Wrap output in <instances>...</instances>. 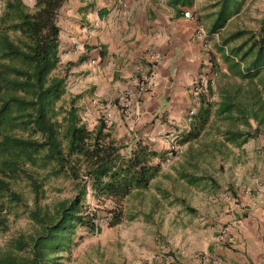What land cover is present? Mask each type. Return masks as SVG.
<instances>
[{"label": "crops", "instance_id": "0c3cea01", "mask_svg": "<svg viewBox=\"0 0 264 264\" xmlns=\"http://www.w3.org/2000/svg\"><path fill=\"white\" fill-rule=\"evenodd\" d=\"M223 1L64 0L57 14L59 62L73 64L66 90L80 95L81 113L89 110L93 124L103 117L118 137L131 135L165 150L162 136L187 128L200 95L218 100L206 86L220 74L222 88L245 83L226 77L223 57L239 40L224 41L237 31H259L236 24L247 0H231L235 7ZM185 11L189 18L182 17ZM220 16L225 19L213 31ZM144 78L148 90L137 95L134 86ZM196 86L201 91L194 94ZM125 90L131 92L129 117L116 102ZM256 100L254 111L264 117V91ZM249 127L258 134L241 146L226 144L223 155L185 157L184 171H160L147 190L134 192L139 210L123 233L131 264H204V254L227 264H264V120H250ZM200 162L218 170L197 171ZM190 177L195 180L189 183ZM166 178L177 183L173 198ZM224 186L234 192L228 201L220 198ZM162 192L166 197L159 198Z\"/></svg>", "mask_w": 264, "mask_h": 264}, {"label": "trees", "instance_id": "16d2710c", "mask_svg": "<svg viewBox=\"0 0 264 264\" xmlns=\"http://www.w3.org/2000/svg\"><path fill=\"white\" fill-rule=\"evenodd\" d=\"M63 2L33 0L28 6L5 0L0 14V233L8 230L9 217L18 208L30 226L0 248V264H59L80 238L77 230L97 233L99 220L108 228L120 224L124 201L148 189L169 153L131 135L118 137L103 117L87 127L80 95L66 90L73 64L59 62L57 14ZM224 19L217 18L212 30ZM236 40L239 45L223 57L226 77L245 83L222 88L220 74L213 87L206 86L207 94L214 91L218 100L198 97L197 112L176 137L185 156H201L191 145L207 136L205 150L212 157L223 155L226 144L239 147L258 134L249 121L264 120L254 111L264 91V36L241 30L224 44ZM58 178L69 181L73 192L48 207L42 204L45 187Z\"/></svg>", "mask_w": 264, "mask_h": 264}, {"label": "rangeland", "instance_id": "374dc122", "mask_svg": "<svg viewBox=\"0 0 264 264\" xmlns=\"http://www.w3.org/2000/svg\"><path fill=\"white\" fill-rule=\"evenodd\" d=\"M22 1L28 6L33 4L32 0ZM246 3L247 5L243 7L245 10L236 21L237 26L244 29L258 30L262 32V30H264V0H247ZM3 4L4 1L0 0V14L3 10ZM68 89L72 91V87H68ZM67 93L70 94L68 90ZM90 114L91 112L86 109H84V113H81V117L88 128H90L93 124ZM168 135H172V137H169ZM165 137L171 139V142L168 140L165 142ZM176 137V133H168L162 136V141L165 144L166 149L159 150L158 148L157 151L169 153L166 156L165 162L161 165V171H170L174 173L175 169H178V171H184L185 169V159L183 160V158L188 156H185V146L176 145ZM210 138L211 136L202 138L199 141L200 143H194L192 145V149L200 150L202 154H206V152L203 151H206L205 146L210 142ZM195 167L197 171L200 172L206 171L207 169L213 172V165H209L208 163L203 164L200 162ZM214 170L217 171L218 169ZM163 181L164 184L169 185L170 191L167 190V193H171L170 197L173 198L172 195L176 190L173 191L172 187L176 188L177 183L173 182V178H166L163 179ZM243 187L245 188V186ZM45 189L46 192L42 204H47L48 207H51V205L58 200L70 197L73 192L70 182L62 178L51 180ZM227 190L228 188L224 186L219 191L220 195ZM178 191L179 190H177V192ZM137 197L138 194L134 193L124 201L123 220L120 224L108 228L103 220H99L100 230L97 233L89 234L83 230H77L76 237L80 238L75 240L76 243L72 247L67 258H65L63 254V258L59 260V264H131L132 261L127 259V255L131 253V249H129V244L125 243L127 238L124 239L123 233L127 232L129 227V221L126 220V217L136 215L137 210H139L137 209ZM161 197H166V192L160 193L159 198ZM156 199H154V201H156ZM107 207L108 205H106V208ZM8 221V230L5 233H0V248H2L11 238L16 237L18 233L30 230L26 215L24 212L22 213V208L16 209V216H10ZM139 264H144V260H141Z\"/></svg>", "mask_w": 264, "mask_h": 264}, {"label": "built area", "instance_id": "2783aa9c", "mask_svg": "<svg viewBox=\"0 0 264 264\" xmlns=\"http://www.w3.org/2000/svg\"><path fill=\"white\" fill-rule=\"evenodd\" d=\"M190 14L188 11H185L182 13V17L183 18H189ZM91 64H94V61L91 62ZM134 91L137 95H140V94H143L145 93L147 90H148V83L146 81V79L144 78L142 80V83L141 84H137L134 86ZM201 91L200 87L199 86H196L194 89H193V93L194 94H197ZM131 95V92H129L128 90H125L123 91L121 94H119L116 98V102H118V104L120 105V109L122 111V114L126 117H129V107H128V103H129V97ZM193 112L190 111L189 112V116L192 115ZM169 137H172V135H168ZM167 136V137H168ZM167 137H165V142H167V140L169 142H171V139H168ZM258 185H261V182H258ZM264 185V183H263ZM220 198L222 200H225V201H228L230 200V195L228 193V191H224L221 195H220ZM201 262L204 263V264H227V263H222V262H219L217 259H215L214 257L212 256H209L207 254H204L202 255L201 257Z\"/></svg>", "mask_w": 264, "mask_h": 264}]
</instances>
